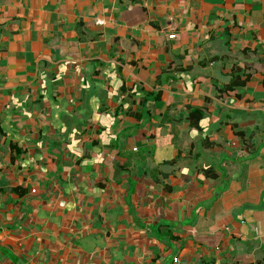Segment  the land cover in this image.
Returning a JSON list of instances; mask_svg holds the SVG:
<instances>
[{
    "label": "crops",
    "instance_id": "1",
    "mask_svg": "<svg viewBox=\"0 0 264 264\" xmlns=\"http://www.w3.org/2000/svg\"><path fill=\"white\" fill-rule=\"evenodd\" d=\"M0 264H264V0H0Z\"/></svg>",
    "mask_w": 264,
    "mask_h": 264
},
{
    "label": "trees",
    "instance_id": "2",
    "mask_svg": "<svg viewBox=\"0 0 264 264\" xmlns=\"http://www.w3.org/2000/svg\"><path fill=\"white\" fill-rule=\"evenodd\" d=\"M194 115L196 114L195 112L193 113ZM198 120V119H197Z\"/></svg>",
    "mask_w": 264,
    "mask_h": 264
}]
</instances>
